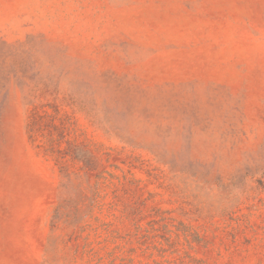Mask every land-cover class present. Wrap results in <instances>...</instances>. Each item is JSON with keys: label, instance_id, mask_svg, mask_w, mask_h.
<instances>
[{"label": "rangeland", "instance_id": "obj_1", "mask_svg": "<svg viewBox=\"0 0 264 264\" xmlns=\"http://www.w3.org/2000/svg\"><path fill=\"white\" fill-rule=\"evenodd\" d=\"M0 264H264V0H0Z\"/></svg>", "mask_w": 264, "mask_h": 264}]
</instances>
